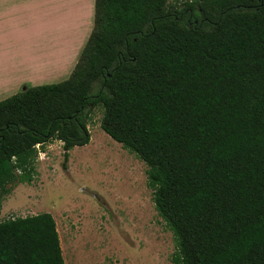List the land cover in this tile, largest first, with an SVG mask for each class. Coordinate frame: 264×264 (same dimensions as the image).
Listing matches in <instances>:
<instances>
[{
	"label": "trees",
	"instance_id": "16d2710c",
	"mask_svg": "<svg viewBox=\"0 0 264 264\" xmlns=\"http://www.w3.org/2000/svg\"><path fill=\"white\" fill-rule=\"evenodd\" d=\"M98 108L147 166L173 264H264V0H95L70 78L0 102V215L38 147L62 143L66 169L91 143ZM0 264H66L53 216L0 222Z\"/></svg>",
	"mask_w": 264,
	"mask_h": 264
},
{
	"label": "rangeland",
	"instance_id": "374dc122",
	"mask_svg": "<svg viewBox=\"0 0 264 264\" xmlns=\"http://www.w3.org/2000/svg\"><path fill=\"white\" fill-rule=\"evenodd\" d=\"M193 1L169 3L182 10ZM94 15L95 0H0V58L27 80L0 102L67 81ZM90 116L91 143L70 153L66 169L62 143L37 148L36 180L12 187L0 222L51 214L66 264H173L174 235L155 209L147 166L102 130L100 108Z\"/></svg>",
	"mask_w": 264,
	"mask_h": 264
},
{
	"label": "crops",
	"instance_id": "0c3cea01",
	"mask_svg": "<svg viewBox=\"0 0 264 264\" xmlns=\"http://www.w3.org/2000/svg\"><path fill=\"white\" fill-rule=\"evenodd\" d=\"M14 20L15 19L12 18L9 21H14ZM16 28L17 27H15V29ZM0 30H2V27L0 28ZM9 67L10 66L7 65L6 62L0 58V94L10 91H12L13 93L17 92V90L19 89L18 87L20 85L27 83L26 79L20 77L21 76L20 72L16 71L14 68L11 69Z\"/></svg>",
	"mask_w": 264,
	"mask_h": 264
}]
</instances>
